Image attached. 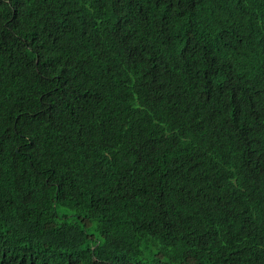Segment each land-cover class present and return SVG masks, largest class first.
I'll list each match as a JSON object with an SVG mask.
<instances>
[{"label":"trees","instance_id":"16d2710c","mask_svg":"<svg viewBox=\"0 0 264 264\" xmlns=\"http://www.w3.org/2000/svg\"><path fill=\"white\" fill-rule=\"evenodd\" d=\"M0 264H264V0H0Z\"/></svg>","mask_w":264,"mask_h":264}]
</instances>
